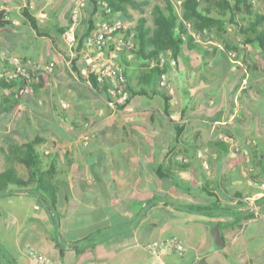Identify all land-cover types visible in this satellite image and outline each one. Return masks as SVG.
Here are the masks:
<instances>
[{
    "label": "crops",
    "instance_id": "obj_1",
    "mask_svg": "<svg viewBox=\"0 0 264 264\" xmlns=\"http://www.w3.org/2000/svg\"><path fill=\"white\" fill-rule=\"evenodd\" d=\"M169 1L188 31L158 52L166 0L112 14L98 0H0V51L51 67L23 101L0 78V264H35L29 248L55 264H264V0H248L252 16L231 12L237 0H199L210 10L201 20L186 18L187 0ZM116 22L136 42L116 56L131 91L117 111L85 57ZM169 238L183 256L148 250Z\"/></svg>",
    "mask_w": 264,
    "mask_h": 264
},
{
    "label": "built area",
    "instance_id": "obj_2",
    "mask_svg": "<svg viewBox=\"0 0 264 264\" xmlns=\"http://www.w3.org/2000/svg\"><path fill=\"white\" fill-rule=\"evenodd\" d=\"M257 0H252L255 4ZM97 6L104 9L108 14H112L113 8L106 0H98ZM80 23L79 13L74 12L72 24L64 33L65 40L71 49L77 47V27ZM117 33H120L117 36ZM88 51L85 57L91 61V74L95 76L109 108L119 110L124 107L131 97L128 87V79L124 68L116 62V56L123 51H133L136 48L135 34L128 31V27L122 22H116L111 26H105L101 31L93 35L88 40ZM111 44L116 45L114 51L110 50ZM165 59H152L153 66H163ZM175 64V62H174ZM51 67L33 68L21 58L11 56L0 51V78L7 84H12L16 80L22 83L16 92V98L23 101L33 97L37 88L43 83L45 72H50ZM159 85L165 89L169 95L175 94V88L171 84L170 78L165 74L160 75ZM205 167L208 169V165ZM148 250L156 256L164 253H172L183 256L186 246L177 238L151 242L147 245ZM29 255L35 264H55L46 254L36 248H29ZM100 264V263H90Z\"/></svg>",
    "mask_w": 264,
    "mask_h": 264
},
{
    "label": "trees",
    "instance_id": "obj_3",
    "mask_svg": "<svg viewBox=\"0 0 264 264\" xmlns=\"http://www.w3.org/2000/svg\"><path fill=\"white\" fill-rule=\"evenodd\" d=\"M109 5L113 8V10L116 12V10L119 9L118 3L122 2H129V3H136L135 0H106ZM167 3H169V6L171 7V13L170 14H164L162 17L159 18V24L157 25V30L155 31V34L152 38L153 46L155 50L159 51H165L168 49H178V45L182 43L181 36L183 34H186L188 31L187 24L184 21L179 22V18L174 11V8L172 7V4H170L169 0H166ZM208 1V0H207ZM210 1V0H209ZM212 1V0H211ZM238 6L232 8V13H244L247 16H252L256 12L253 10V4L249 2L248 0H237ZM97 4V2H96ZM186 7V18H196L198 20L203 19L204 15L208 16L210 15V10L205 9L204 7H201L199 0H187L185 3ZM257 16L258 20H263L264 16L255 14ZM25 16L31 20V16L25 12ZM5 18V12H0V28L3 27L5 24H8L7 21L4 20ZM94 21L90 22V29L92 30ZM134 51V50H133ZM92 83L96 89H100L101 86L98 84L96 78L94 75H92ZM4 85L6 87H12L14 85H21L20 80H16L12 84H7L4 80H2ZM129 87V83H128ZM130 90V88H129ZM18 100V99H16ZM51 207H56V197L51 200L49 203Z\"/></svg>",
    "mask_w": 264,
    "mask_h": 264
},
{
    "label": "water",
    "instance_id": "obj_4",
    "mask_svg": "<svg viewBox=\"0 0 264 264\" xmlns=\"http://www.w3.org/2000/svg\"><path fill=\"white\" fill-rule=\"evenodd\" d=\"M216 241H218V239Z\"/></svg>",
    "mask_w": 264,
    "mask_h": 264
}]
</instances>
